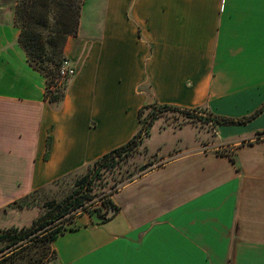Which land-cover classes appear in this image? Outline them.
<instances>
[{
  "label": "crops",
  "instance_id": "obj_1",
  "mask_svg": "<svg viewBox=\"0 0 264 264\" xmlns=\"http://www.w3.org/2000/svg\"><path fill=\"white\" fill-rule=\"evenodd\" d=\"M18 3L0 0V211L127 144L146 105L238 118L246 88L264 82V30L247 27L255 42L236 45L242 0H94L87 35L86 0L64 50L76 74L55 107L19 45ZM202 148L185 147L112 194L118 214L88 215L58 238V264H264V141L236 157Z\"/></svg>",
  "mask_w": 264,
  "mask_h": 264
},
{
  "label": "trees",
  "instance_id": "obj_2",
  "mask_svg": "<svg viewBox=\"0 0 264 264\" xmlns=\"http://www.w3.org/2000/svg\"><path fill=\"white\" fill-rule=\"evenodd\" d=\"M86 0H19L16 8L15 23L20 29L19 45L26 54L30 66L41 73L46 80L45 101L59 107L66 96L72 78L63 79L60 68L64 50L69 37H76L80 27L81 10ZM150 113L144 118V112ZM178 111L190 114L194 109H182L170 105L153 103L144 106L139 112L140 131L127 144L100 157L82 170L89 173L78 181L71 193L39 217L30 227H10L0 229V264H58L54 243L58 238L78 227H73L75 217L84 214L105 217L111 211L114 216L120 208L113 204L110 196L103 194L99 197L102 207L94 208L98 195L94 193L95 181L101 172L116 169L120 160L130 156L143 144L145 135L149 136L153 123L166 111ZM264 113V104L252 115L242 119L210 115L209 123L220 126H246ZM50 144H47V152ZM235 163L234 158H231ZM82 170L73 173L60 181L75 176ZM143 174H140L141 176ZM138 176V177H139ZM137 178V177H136ZM131 177L122 185L133 182ZM59 182V181H58ZM43 191V190H42ZM37 191L24 197L17 203L25 202ZM102 209L105 211L102 212ZM107 219L105 222L109 221ZM104 222V223H105Z\"/></svg>",
  "mask_w": 264,
  "mask_h": 264
},
{
  "label": "rangeland",
  "instance_id": "obj_3",
  "mask_svg": "<svg viewBox=\"0 0 264 264\" xmlns=\"http://www.w3.org/2000/svg\"><path fill=\"white\" fill-rule=\"evenodd\" d=\"M91 1L89 0V4H87L86 11L83 13L81 20L84 27L83 31L86 35L87 33H91V30H94V28H97V24L94 22L96 10L94 6H91L94 0ZM242 1L243 5L238 9L243 13H239L238 16L243 15V23L238 22L237 24L244 26L242 28L243 30L238 29L239 37H237L236 45L246 47V44H249V42H255L254 40H247L250 37L246 34L247 27H250V33L254 29L257 37L263 35L264 0ZM257 19L259 20L257 21ZM254 46L256 45L254 44ZM261 46L262 39L259 37L257 39L258 51H253L254 57H262ZM257 68L258 81L260 82L264 80V70L261 64ZM244 96H246V100L242 103V107L234 109L235 112H231L232 114L240 115L241 118H229L242 119L248 117L264 104V100H262L264 99V82L259 83L258 87L250 86L246 88ZM148 113H150L149 110L144 112V118ZM210 115H214V112L206 107L195 108L190 114L171 110L159 115L152 125L149 136H144L143 144L137 150L130 156H126L123 160H120L116 169L105 173L101 172L97 176L93 191L98 195V199L94 208L102 207L101 202H99L101 195H111L116 189L122 188L124 184L122 181L127 182L131 177L136 178L140 174H145L152 168L166 163L177 152H184L185 147L190 148L191 146H199L200 144L203 146L202 151L216 150L217 155L236 157V150L238 148L244 146L250 147L252 144L264 141V118L254 124L253 129L252 127H237L221 130L219 127H215L209 123ZM89 171L85 169L75 176L73 175L62 181H57L43 191L36 193L25 202L13 205L14 201L0 211V229L30 227L39 217L49 210L46 208L53 203L61 201L68 193H71L76 187L77 182L81 181ZM6 200L8 198L1 197L0 205H3ZM52 206L55 207L56 205ZM103 211L105 209H102ZM86 218L89 219L87 214L76 217L71 226L78 227V225H82Z\"/></svg>",
  "mask_w": 264,
  "mask_h": 264
},
{
  "label": "built area",
  "instance_id": "obj_4",
  "mask_svg": "<svg viewBox=\"0 0 264 264\" xmlns=\"http://www.w3.org/2000/svg\"><path fill=\"white\" fill-rule=\"evenodd\" d=\"M76 74V67L75 65L73 64V62L66 58L62 65H61V68H60V76L63 78V79H70V78H73Z\"/></svg>",
  "mask_w": 264,
  "mask_h": 264
},
{
  "label": "water",
  "instance_id": "obj_5",
  "mask_svg": "<svg viewBox=\"0 0 264 264\" xmlns=\"http://www.w3.org/2000/svg\"><path fill=\"white\" fill-rule=\"evenodd\" d=\"M113 216H114V213L110 211L105 217L95 215V216H92L91 218L96 223H104L107 219H111Z\"/></svg>",
  "mask_w": 264,
  "mask_h": 264
}]
</instances>
